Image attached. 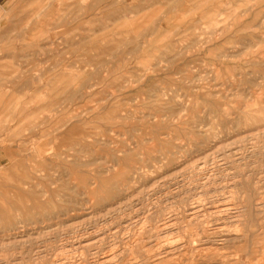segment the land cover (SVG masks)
Returning <instances> with one entry per match:
<instances>
[{
    "label": "rangeland",
    "instance_id": "obj_1",
    "mask_svg": "<svg viewBox=\"0 0 264 264\" xmlns=\"http://www.w3.org/2000/svg\"><path fill=\"white\" fill-rule=\"evenodd\" d=\"M10 1L0 264H264V0Z\"/></svg>",
    "mask_w": 264,
    "mask_h": 264
},
{
    "label": "bare ground",
    "instance_id": "obj_2",
    "mask_svg": "<svg viewBox=\"0 0 264 264\" xmlns=\"http://www.w3.org/2000/svg\"><path fill=\"white\" fill-rule=\"evenodd\" d=\"M16 198V197H15ZM74 206V205H73ZM234 216V215H233ZM65 218V217H64ZM72 226V225H71ZM83 232V231H82ZM81 241H85V240H77L76 242L77 243H81ZM90 247V246H89ZM82 248V247H81ZM170 251V250H169ZM120 254V253H119ZM225 254V253H224ZM229 254V253H228ZM93 255H94V253H93ZM111 254L109 253V256H110ZM117 255V253H115V256ZM221 255V254H220ZM233 255H234V253H233ZM95 256V255H94ZM108 255L107 254H105V253H103V255H101V257H100V259H99V263H101V264H107V263H109V258L107 257ZM112 256V255H111ZM224 256V255H223ZM222 256V257H223ZM231 256H232V254H231ZM92 257V256H91ZM96 257V256H95ZM221 257V256H220ZM228 257V256H227ZM68 258V257H67ZM66 258V259H67ZM115 258V257H114ZM118 258V257H117ZM216 258V257H215ZM231 258V257H230ZM217 259V258H216ZM212 260V259H211ZM220 260V259H219ZM218 259H217V261H219ZM227 260V259H226ZM54 261V260H53ZM72 261V260H71ZM96 261V260H95ZM115 261H116V259H115ZM215 261V260H214ZM113 261L111 260V263H112ZM221 262V261H220ZM223 262V261H222ZM228 262V261H227ZM230 262H232V261H230ZM237 262H239V261H237ZM55 263V262H54ZM59 263H61V262H59ZM63 263V262H62ZM72 263V262H71ZM110 263V264H111ZM223 263H226V262H223ZM222 263V264H223ZM229 263V262H228ZM50 264H52V263H50ZM73 264V263H72ZM113 264H114V262H113ZM227 264V263H226Z\"/></svg>",
    "mask_w": 264,
    "mask_h": 264
},
{
    "label": "crops",
    "instance_id": "obj_3",
    "mask_svg": "<svg viewBox=\"0 0 264 264\" xmlns=\"http://www.w3.org/2000/svg\"><path fill=\"white\" fill-rule=\"evenodd\" d=\"M11 4H12V1L9 0L5 6L0 7V17H3L4 20L11 17V14H12V11L10 10ZM41 22H42V20L39 21V23H41Z\"/></svg>",
    "mask_w": 264,
    "mask_h": 264
}]
</instances>
